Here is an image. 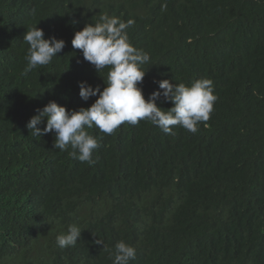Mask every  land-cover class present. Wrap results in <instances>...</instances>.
<instances>
[{
	"label": "trees",
	"instance_id": "16d2710c",
	"mask_svg": "<svg viewBox=\"0 0 264 264\" xmlns=\"http://www.w3.org/2000/svg\"><path fill=\"white\" fill-rule=\"evenodd\" d=\"M101 14L134 21L131 43L150 56L146 99L163 79L214 82V111L196 133L94 126L91 165L55 149L54 133H29L50 101L95 102L80 81L106 87L109 69L72 46ZM34 26L66 45L25 73ZM157 106L174 105L161 96ZM71 224L82 235L60 248ZM121 240L136 248L130 264H264V0H0V264H112Z\"/></svg>",
	"mask_w": 264,
	"mask_h": 264
},
{
	"label": "clouds",
	"instance_id": "9594fccd",
	"mask_svg": "<svg viewBox=\"0 0 264 264\" xmlns=\"http://www.w3.org/2000/svg\"><path fill=\"white\" fill-rule=\"evenodd\" d=\"M72 23L78 21L73 20ZM133 23L132 20L124 22L117 16L101 14L96 23H87L82 30L75 32L72 46L82 51L84 60L91 63L98 73L109 69L106 87L101 91L99 86L80 81V97L84 101L98 97L95 102L90 107L69 111L66 106L50 101L27 123L31 135L41 137L54 133L55 149L68 151L71 148L68 152L71 158L91 165L96 163L92 158L93 152L100 147L102 139L88 132L94 126L101 133L111 134L125 122L136 125L145 120L158 126L165 134L174 135L175 126L194 134L200 123L210 119L218 99L211 79H197L189 86L163 79L158 82L159 90L145 98L140 85L149 70L144 66L150 63V56L132 45L127 29ZM23 40L30 46L25 57V73L37 66L50 64L66 45L63 39L55 36L45 39L44 30L38 26L28 29ZM161 96L174 106L167 111L158 107L157 100ZM45 121V127H38ZM81 235L80 227L71 224L65 233L56 237L57 245L60 248L74 247ZM96 243L104 242L99 239ZM110 258L112 264H130L136 258V248L121 240L115 244Z\"/></svg>",
	"mask_w": 264,
	"mask_h": 264
}]
</instances>
